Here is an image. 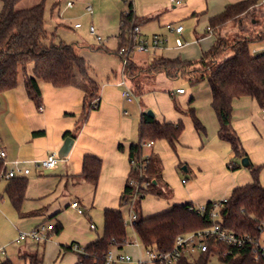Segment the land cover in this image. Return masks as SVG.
<instances>
[{"label":"trees","instance_id":"trees-1","mask_svg":"<svg viewBox=\"0 0 264 264\" xmlns=\"http://www.w3.org/2000/svg\"><path fill=\"white\" fill-rule=\"evenodd\" d=\"M0 94L15 88L19 83L20 71H23L27 93L38 106L42 103L41 82H49L56 87L76 86L84 93V106L80 118L73 131H67L65 136L76 137L82 126L87 122L90 112L100 105L102 85L90 71V66L80 54L78 43L56 41L55 34L48 31L45 22V0L28 8L16 9L21 0H0ZM126 1V0H125ZM264 0H240L228 4L225 9L209 18L207 33H215L220 27L229 22L241 24L250 16ZM121 14V28L123 33L119 42L118 52L125 56V49L129 55L136 46L137 39L133 37V28L148 18H141L134 10L133 1ZM249 15V16H248ZM258 23V22H257ZM264 39V28L255 36L237 37L229 42L225 36L217 35L214 44L198 59H182L157 57L149 65V70L155 75L163 72L169 78L185 77L192 85L207 80L212 90V107L219 120L218 136L228 142L234 153V158L228 162L232 169L241 166V159L247 157L242 139L232 124L233 100L241 96H251L264 108V51L253 53L250 42ZM101 49V48H99ZM232 52L231 56L219 61L225 52ZM33 63V74H28V64ZM136 62L128 56L124 66L126 78L131 82L135 94L142 95L148 86L155 81H143L135 70ZM148 70V69H147ZM134 83V86H133ZM189 101V108L185 111L192 119L195 129L199 133H206V127L198 117L195 108ZM180 111V107L176 105ZM185 129V123L160 120L155 114L143 112L139 125V139L132 142L129 149L131 169L126 187L121 196V205L132 202L136 193L135 181H148V186H140V194L135 199L134 228L146 249L169 251L174 247L179 234L196 231L214 225L216 222L236 234H251L260 238L264 234V185L260 181L263 165L250 162L253 180L250 183L235 187L227 202L220 208V219L214 220L211 211L216 201L206 203L207 210L198 214L190 209L191 202L175 205L173 208L159 214L145 217L141 211V200L148 194L165 197L163 191L162 159L151 152L146 168L141 174V165L145 163L144 142L164 139L176 150L177 143ZM36 131L34 134H41ZM132 160L136 164H132ZM5 160L0 159V179L8 172ZM102 170V159L96 155L87 154L83 161L81 176L93 189L98 185ZM11 182L6 192L20 211L22 216L31 215L22 210L23 201L28 187V177L18 175L10 178ZM36 214V212L32 213ZM104 234L91 244L84 247L85 252L79 253L77 264H106L110 251L122 250L129 242L126 222L123 212L119 208H105ZM60 224L54 226L51 232H59ZM226 246L222 244V248ZM217 253L220 259L228 264H264V257L256 259L254 246L246 244L241 248H233L232 254L222 256L220 252L209 249L196 255H187L177 264H208L209 256ZM31 264H38L41 259L37 254H30ZM0 264H14L5 259Z\"/></svg>","mask_w":264,"mask_h":264},{"label":"crops","instance_id":"crops-1","mask_svg":"<svg viewBox=\"0 0 264 264\" xmlns=\"http://www.w3.org/2000/svg\"><path fill=\"white\" fill-rule=\"evenodd\" d=\"M132 1L134 4V0ZM149 1L152 3V0ZM238 1L240 0H183L180 5L172 4L173 10L169 12L162 10L157 3H152L151 6L147 7L149 10L143 13L146 16L140 17H146L148 20H158L160 26H167L169 30L170 26H175L174 24L180 22L179 19L183 17L192 16L198 19L205 17L208 27L211 16L222 12L228 4ZM1 7L2 3L0 1ZM136 10L137 14L139 11L137 6ZM184 31L185 28L181 33H175L182 35ZM212 34L208 33L200 36V38ZM177 39L181 38L178 37ZM177 46L182 45L177 43ZM157 57L161 56H153L149 64ZM138 64L148 65L147 63ZM27 71L28 74H33V68L30 70L31 73H29V70ZM117 76L115 74L113 79L102 85L100 105L90 112L87 122L82 126L76 137L65 136V133L75 129L83 111L85 93L81 88L76 86L60 88L49 82H41L42 109H40V106L27 93L23 74V82L20 81L19 77V83L15 88L0 94V146L7 152L5 161L8 168L15 167L17 161L19 167L30 169V172L24 175L28 177V187L22 210L25 213H31V215L25 216L20 214L6 192L11 179H0V263L5 259H9L14 264H31L30 254H37L41 259L38 264H77L79 252L72 249L71 246L78 243L84 248L102 236L98 233V225L91 218L89 209L85 210L83 208L79 198L70 199L77 185L89 184L81 176L84 157L87 154L96 155L102 159V170L97 187L93 189L89 184L93 194H96L98 188L99 191L101 190L107 170L113 171V183L118 187L119 209L123 212L122 206L124 205H121L120 202L131 169L130 145L134 142V136L137 132L139 136L142 113L152 111L147 109L155 107L153 104L147 103L146 98L145 102L142 99L138 108L136 106V108H132L134 100L129 101L125 98L123 95L124 90L119 83L123 78H126L124 67L122 77L117 78ZM157 77L158 75L156 79ZM207 83V100L203 104L196 103L197 108H195L193 106L195 95L191 97L193 99L191 105L195 108L198 117L206 127V133H199L201 140L198 139L196 145L200 146L198 150L200 156L208 158L209 161L217 162L219 168L214 172L215 177H213L210 187L206 185L205 188L201 189L197 180L203 171L200 167L197 168V165L193 166L196 170V173H194L196 180L191 182L190 188L187 190L188 195L184 199H177L174 196L166 199L168 202L165 207H161L155 214L187 202H191L195 206L194 201H198L201 205L209 201H221V198L229 197L235 187L250 183L253 180L248 167L241 165L232 169L228 166V161L234 158V153L230 144L221 140L218 136L219 120L212 107V90L208 81ZM129 87L132 88V85ZM180 88L183 87H178L175 92L170 91V97L174 98L175 93L184 95L186 90L179 92L178 89ZM159 97L157 95V98ZM135 110H140V120L137 114L130 115L129 112ZM155 111L156 114L152 112L160 120L168 122L181 120L184 122L185 120L187 126L190 125L186 119L189 115L183 110L180 111L176 108L161 112L157 108ZM232 124L242 139L250 162L263 165L260 181L264 185V108L251 96L237 97L233 100ZM207 128L209 134L208 137H204L207 134ZM36 131H42L43 133L34 134ZM182 134L177 145L180 143ZM69 136L74 140L72 148L67 156L64 158L59 157L55 167L46 168L36 165L35 161L45 159L54 151L58 152L65 138ZM155 144L154 142L152 147H148L147 153L155 152L161 157L165 186L162 188L166 196H170L168 195L170 193V183L165 177L164 161L159 151L155 149ZM179 161L183 163L181 160ZM193 167L184 166L186 170L190 171L194 170ZM192 187L195 188L192 189ZM142 200L140 202L141 211ZM76 201L84 209V213H79L77 208L72 206V203ZM107 205L109 206L105 208H118L113 204ZM126 205L135 212L133 202ZM71 211L82 216H88L89 223L86 222L88 227L82 228L79 223H76L79 219ZM34 212L36 214H32ZM144 216L149 217L151 215L144 214ZM42 224L53 226L60 224L61 230L51 232L47 239L20 238L22 232L30 231ZM92 224L95 227H92ZM130 231L135 236V240H129L122 250L115 249L112 251L115 255L120 253L129 254L132 260L116 261L113 264H154L149 262L147 249L142 244L133 224Z\"/></svg>","mask_w":264,"mask_h":264},{"label":"rangeland","instance_id":"rangeland-1","mask_svg":"<svg viewBox=\"0 0 264 264\" xmlns=\"http://www.w3.org/2000/svg\"><path fill=\"white\" fill-rule=\"evenodd\" d=\"M41 1L42 0H21L16 4V9L20 10L28 8ZM129 1L131 0H45L44 15L48 31L55 34L56 41L63 40L67 43H78L80 46V54L85 58L90 66L91 73L101 85L108 80L113 79L115 74L118 75L117 78L122 77L123 75V57L118 52V49L120 38L123 33L121 28V14L128 9ZM68 2H73V5L68 6ZM152 3H157L158 7L165 12L173 10V3H171L170 0H152ZM152 3L149 0H134L135 12H137V6L139 10L137 15L141 17L146 16V14L143 13H146L149 10L147 7L151 6ZM89 5L93 6V13L88 11L87 7ZM253 15L255 16L254 20H257L256 22H253L251 17L244 19L241 24L229 22L223 27H220L216 34L214 33L211 36L203 38H200V36L208 34L205 17L198 19L192 16H186L179 19L180 22H176L174 25H183L185 31L182 35H178L169 30L167 26H160L158 20L143 21L139 24L140 33L137 38L138 43L129 54V57L135 61L137 65L135 73L140 75L144 82L154 80L157 75L149 70V61L153 56L198 59L203 55L204 51L211 48L216 40V36L219 34L225 36L229 42H233L237 37L255 36L264 28V3L256 7L255 10H251L250 16ZM76 23H80L81 26L76 28L74 26ZM91 26H94L95 33H91ZM156 34L165 40L164 44H161V46L159 45L156 48H151L148 51H141L138 49L141 40H148L151 44L152 39ZM98 36L100 39H98ZM178 37L181 38L182 46H177ZM250 48L253 53L264 51V39L251 41ZM231 54L232 52H225L219 61L221 62L225 60L231 56ZM138 63H147L148 65H141ZM31 68H33V63L28 64L29 73H31ZM20 81L23 82V71H20ZM207 85L208 83L206 80L192 85L185 77L172 79L168 78L163 72H160L154 85L148 86V89L142 95H137L133 91L134 103L132 104V108H138L142 99H144L145 102L147 98V103H151L155 107H150L147 110H152L155 114V109L157 108L161 110V112H165L168 111V109H176V105L185 112L189 108V101L193 95H195V101L193 104L195 108H197L196 103L203 104V102L207 100ZM126 86H131L128 79H126V85H122L121 88L124 90L126 89ZM178 87H183L186 90V93L184 95L175 93L174 98L170 97V91L175 92ZM157 95L160 97L157 98ZM129 113L131 116L137 114L140 120V110L130 111ZM186 119L189 121L190 125L188 127L184 120L185 129L176 150H173L167 141H164L163 139L155 142V149L159 151L164 161L165 177L170 183V193L168 194L170 196L165 195V197L160 198L156 195L148 194L142 200L143 215H156L155 212L161 207H165L168 202L166 199H169L172 196L177 199H184V197L188 195L187 190H189L191 182L196 180L194 175V173H196L194 168L195 165H197V168L200 167L203 171L197 180L201 189L203 187L205 188L206 185L210 187L212 184L213 177H215L214 172L219 168V164L200 156L198 153L200 146H197L196 142L198 139L201 140V137L199 132L195 129L191 117L188 116ZM208 134L209 132L207 128V134L204 135V137H208ZM138 139L139 136L137 132L133 141H137ZM144 152H148V147H144ZM186 165L194 166L193 171L195 172L192 170H186L184 168ZM112 177L113 171L107 170L105 179L101 185V190L99 191L98 188L95 195L93 194L91 186L85 184L77 185L72 192V197H70L71 200L79 198L83 208L85 210L89 209L91 218L98 225V233L100 235H103L105 232L104 210L105 207L109 206L107 204L116 205L118 208L120 207L119 194H117L118 187L113 183ZM194 188L192 187V189ZM223 199L224 198H221V200ZM194 203L196 207L201 206L198 201H194ZM122 209L129 240L134 241L135 236L130 230L132 228L131 216L135 212H133L134 210H131L126 204L122 206ZM162 211L164 212L167 210ZM72 213L79 219L76 223H79L82 228L88 227V224H86V222L89 223L88 216H82L76 212ZM260 242L261 244H264V234L261 236ZM200 255L201 252L197 253L196 258ZM220 258L219 254L212 253L209 256L208 264H228L223 262Z\"/></svg>","mask_w":264,"mask_h":264},{"label":"built area","instance_id":"built-area-1","mask_svg":"<svg viewBox=\"0 0 264 264\" xmlns=\"http://www.w3.org/2000/svg\"><path fill=\"white\" fill-rule=\"evenodd\" d=\"M173 5H180L183 3V0H170ZM68 6H72L73 2H68ZM88 11L90 13L94 12L93 6L89 5L87 7ZM76 27H80V23L75 24ZM183 25L178 26H170V30L176 33H181L183 31ZM91 33H95L94 26H91L90 29ZM133 37L138 38V34L140 33V26L136 25L133 28ZM98 39L100 37L98 36ZM165 40H163L160 36L155 35L152 39V42L148 40H141L140 44L138 45V49L141 51H148L151 48H156L159 45L163 44ZM178 45H182L181 39H177ZM125 52V56L123 57V65L125 66L128 61V54L126 53L125 49L121 50V53ZM120 85H126V80L123 78L121 82H119ZM179 92H184V88L178 89ZM123 95L125 98L129 101L134 100V93L131 87L126 86V89L123 91ZM40 109H42V106H40ZM154 144L153 140L145 141L143 146L145 147H152ZM144 156L146 158L145 163H143V166L141 165V174L144 172L146 168V163L149 161L150 153H144ZM7 152L6 150L0 146V159L6 160ZM59 160V155L57 151H54L50 153L45 159L40 161H35L37 166H43L46 168H53L57 165ZM132 164L135 165L136 161L132 160ZM30 172L29 168H21L18 166V162H15V167L9 168L8 172L5 174V178H12L18 175H25ZM130 183L132 185H136V193L135 197L132 200L134 203L135 199L140 194V186H148L150 182L144 181H135L131 180ZM228 197L224 198L221 201H216L214 203V208L211 211V216L214 220L220 219V208L223 207L224 203L227 202ZM73 207H76L79 213H84V209L79 206V203L73 202ZM190 209L195 210L198 214H204L207 210L206 204H203L199 207L191 206ZM132 224L134 220L137 218V214H133L132 216ZM92 227H95L94 224H92ZM53 225H47L42 224L30 231L22 232L20 234V238H26L31 237L34 239H47L49 238L51 231L53 230ZM261 238V237H260ZM260 238H254L251 234H236L235 232L229 231L228 229L224 228L221 223L216 222L214 225L198 229L196 231L188 232L179 234L175 239L174 247L169 251H162L158 249H147V255L149 262H152L154 264H177L183 258L187 255H196L199 252H206L209 249H212L215 252H220L222 256H227L229 254H232L233 248H241L242 246L246 244H250L254 246V251H258L256 255V259L259 258V256L264 257V244H261ZM222 244L225 245V248H222ZM72 249L79 253H84L85 249L80 246L78 243L73 244ZM132 260V257L129 254H123L120 253L118 255H115L113 251H110L107 255L106 264H113L116 261H130Z\"/></svg>","mask_w":264,"mask_h":264},{"label":"water","instance_id":"water-1","mask_svg":"<svg viewBox=\"0 0 264 264\" xmlns=\"http://www.w3.org/2000/svg\"><path fill=\"white\" fill-rule=\"evenodd\" d=\"M149 114H154L152 111H148ZM73 138L72 137H66L64 140V143L62 145V147L60 148V150L58 151V155L61 158H64L65 156L68 155V153L70 152L72 145H73ZM241 165L244 167H248L250 165V160L248 157H243L241 159Z\"/></svg>","mask_w":264,"mask_h":264}]
</instances>
